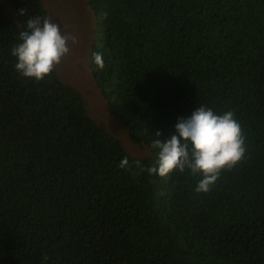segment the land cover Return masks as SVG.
Instances as JSON below:
<instances>
[{
	"label": "trees",
	"instance_id": "obj_1",
	"mask_svg": "<svg viewBox=\"0 0 264 264\" xmlns=\"http://www.w3.org/2000/svg\"><path fill=\"white\" fill-rule=\"evenodd\" d=\"M7 3L10 12L0 1V264H125L109 251L113 237L125 245L167 240L175 264H264V0H87L96 20L90 72L109 115L151 149L142 158L87 114L85 98L55 70L41 81L16 71L20 32L48 13L41 0ZM199 106L232 111L246 145L244 159L206 193L195 191L202 177L189 170L164 179L147 171L158 167L153 141L170 138L178 118ZM136 172L145 185L135 184ZM36 203L37 215L24 213Z\"/></svg>",
	"mask_w": 264,
	"mask_h": 264
},
{
	"label": "clouds",
	"instance_id": "obj_2",
	"mask_svg": "<svg viewBox=\"0 0 264 264\" xmlns=\"http://www.w3.org/2000/svg\"><path fill=\"white\" fill-rule=\"evenodd\" d=\"M24 14L23 8L18 10V15ZM18 39L21 42L11 49L16 58L15 69L22 77L35 81L50 76L70 52L69 41L77 42L74 35L63 32L60 24L48 16L28 19ZM93 63L98 69L104 68L100 53H93ZM152 147L159 149L158 167L147 171L164 179L176 170L183 173L188 169L192 175L202 177L195 189L198 193L210 191L221 173L234 168L246 152L245 136L234 113L217 114L205 106H199L187 118H178L174 134L163 142L154 140ZM128 163L124 157L120 167L126 169ZM136 165L140 167V162L136 161Z\"/></svg>",
	"mask_w": 264,
	"mask_h": 264
},
{
	"label": "rangeland",
	"instance_id": "obj_3",
	"mask_svg": "<svg viewBox=\"0 0 264 264\" xmlns=\"http://www.w3.org/2000/svg\"><path fill=\"white\" fill-rule=\"evenodd\" d=\"M0 1L5 3L8 12H10L11 7L7 0ZM41 2L48 13V17L60 24L63 32L70 33L77 38L75 44L69 41L70 52L55 68L58 77L64 83L78 90L81 96L85 98L87 114L99 126H102L112 136L117 138L127 154L134 158L151 156V149L145 145L133 143L128 137V130L125 124L109 115L107 102L96 87L89 69V53L95 37L96 20L87 4V0H41ZM9 174L11 173L9 172ZM140 176H142L141 173H134L135 184L145 185L147 180H141ZM183 185H187V182L184 181ZM32 212L35 215L39 213L37 203L33 206H28L24 213L31 214ZM114 212L116 210H108L104 213L114 214ZM136 235L138 234L136 233ZM132 237L130 235V241ZM147 239L154 244L147 245L137 241L125 245L113 237L110 241L109 251L122 257L125 264H150L157 257H163L165 264H168L169 261L170 264H175L171 259L170 243L167 240L156 242L152 237H147ZM26 255L27 259L32 258V254ZM106 261L109 264H116L113 259Z\"/></svg>",
	"mask_w": 264,
	"mask_h": 264
}]
</instances>
